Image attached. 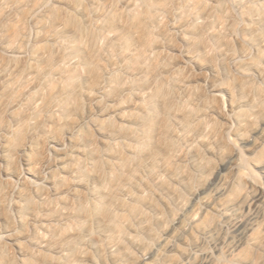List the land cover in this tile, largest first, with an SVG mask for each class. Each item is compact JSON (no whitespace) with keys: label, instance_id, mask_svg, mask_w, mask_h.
Returning a JSON list of instances; mask_svg holds the SVG:
<instances>
[{"label":"clouds","instance_id":"9594fccd","mask_svg":"<svg viewBox=\"0 0 264 264\" xmlns=\"http://www.w3.org/2000/svg\"><path fill=\"white\" fill-rule=\"evenodd\" d=\"M257 163L264 0H0V264H264Z\"/></svg>","mask_w":264,"mask_h":264},{"label":"rangeland","instance_id":"374dc122","mask_svg":"<svg viewBox=\"0 0 264 264\" xmlns=\"http://www.w3.org/2000/svg\"><path fill=\"white\" fill-rule=\"evenodd\" d=\"M68 29H70V28H68ZM72 34H73V31L66 30V35L71 36ZM231 95H232V93H231ZM221 102H222L224 108H230L228 106V97L226 95H223ZM252 167H253L254 171L259 173L261 175V177L264 178V163H257V164H254ZM218 177H219V173H217V175L213 177V180L218 179ZM257 193H259V195L262 197V199H264V189H257ZM251 196L249 197V199L251 198ZM243 204H244V199L242 197L240 200L236 201L234 207L239 208ZM159 208L161 209V211H164V212L168 211L167 204H165L164 202H160ZM194 208H195V201H193L191 204L186 206V213L191 214ZM3 219H4L3 217H0V220H3ZM204 219H207V217L205 216ZM181 222H183V217L178 218L176 223L172 227L168 228L166 232H164L163 235L165 236L166 240L172 238L173 233L177 229L180 228ZM160 224H161V222H155L153 226L158 228L160 226ZM94 227L97 231H100V232H103V230H104L103 223L100 219L95 220ZM142 231H143V234L145 236L148 235V231H146L144 229H142ZM95 243H96L95 241H91L89 244V247L93 248V245ZM164 243H165V241H161V245H163ZM158 247H159V245H158ZM137 249H139L140 251L143 250L142 248H137ZM93 250L95 251L94 248H93ZM137 254H139V252ZM160 255H161V253L158 255L155 250L149 251L146 255V260L149 262V264H153L159 258ZM108 264H113V259L110 257L108 259ZM140 264H144V261H141Z\"/></svg>","mask_w":264,"mask_h":264},{"label":"bare ground","instance_id":"6f19581e","mask_svg":"<svg viewBox=\"0 0 264 264\" xmlns=\"http://www.w3.org/2000/svg\"><path fill=\"white\" fill-rule=\"evenodd\" d=\"M68 28H70V29H68ZM67 30L68 31H74V28L71 25H69L67 27ZM220 91L222 93H224V95H226L228 97V106L231 107V104H230L231 92H230V90L227 89V88H223V89H220ZM216 100H217V107H223V104L221 102L222 98L221 97H216ZM169 194L172 195L171 191L169 192ZM261 199H262V197L256 191L255 194H253L251 196V198L249 199V202H251V201L259 202V200H261ZM148 206L154 208V210L157 211V212L161 211V209L159 207H156V202L155 201L149 202ZM248 206L249 205L247 203H244L241 207H239L237 209L240 210L241 212H247ZM252 206L255 207V204H253ZM209 207H211V206L209 205ZM190 215L192 216V220H193L194 223L199 221L201 218H205V214L203 212L197 210L196 207L193 209V211H192V213ZM100 220L102 221L103 226H104L103 232L106 233L108 231V228H107L105 222L102 219H100ZM157 222H160V221H157ZM182 223L183 222H181V224ZM181 224H180V227H181ZM143 229L146 230V231H149V229L147 227H144ZM177 242L178 243H183V241H181L179 238H177ZM136 248H142V247L137 245ZM166 250H167L168 253H172L173 251H175V249H173L170 245L167 247ZM119 252H120V249H117V255L110 257V258L113 259V264H121V261H122L123 258L118 255ZM163 259H164V254L161 253L159 258L153 264H157L158 261H161Z\"/></svg>","mask_w":264,"mask_h":264}]
</instances>
